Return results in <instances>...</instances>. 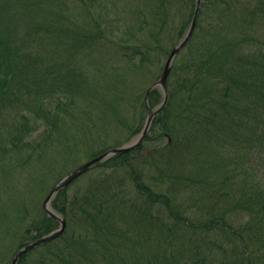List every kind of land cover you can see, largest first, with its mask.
<instances>
[{
	"label": "trees",
	"instance_id": "16d2710c",
	"mask_svg": "<svg viewBox=\"0 0 264 264\" xmlns=\"http://www.w3.org/2000/svg\"><path fill=\"white\" fill-rule=\"evenodd\" d=\"M46 1L0 0V172L3 185L15 189L7 202L0 199V264H11L1 251L12 244L9 236H18L17 251L57 228L42 205L32 213L34 196L25 193L50 184L49 193L79 166L77 142L71 143L79 131L87 132L85 145H96L91 132L111 124L128 131L126 141L92 151L87 160L140 132L149 87L137 90V75L167 57L195 6V0ZM190 5L188 23L174 35L171 17ZM91 9L100 16L97 32L73 21L75 11ZM111 11L120 17L104 25ZM262 29L264 0H201L180 53L188 52L181 82L169 90L144 143L94 166L84 174L100 171L90 183L76 188L82 175L59 191L51 206L65 219V232L18 264H264ZM91 51H100L103 69L88 80L90 65L81 61ZM131 100L138 118L127 115ZM160 101L153 89L149 106ZM148 144L154 148L142 153ZM24 167L29 170L17 179L25 174L28 181L17 187L14 175ZM153 184L166 189L155 191ZM194 212L196 222L189 218ZM131 243L133 257L122 256L118 248Z\"/></svg>",
	"mask_w": 264,
	"mask_h": 264
},
{
	"label": "rangeland",
	"instance_id": "374dc122",
	"mask_svg": "<svg viewBox=\"0 0 264 264\" xmlns=\"http://www.w3.org/2000/svg\"><path fill=\"white\" fill-rule=\"evenodd\" d=\"M44 3H45V6H48V3L46 0H42ZM185 2V1H184ZM190 11H191V5L190 7L189 6H179V8H177V10L174 12V16L171 17L170 19V24H171V27H172V32L174 33V35L176 34V31L179 29V27L182 26V24H187L188 23V20H189V14H190ZM84 13V14H83ZM83 15L80 13V11H75V14L73 13V21L74 23L80 27V28H83V29H88L90 31H94V32H97V27H96V24H100L99 23V18L97 20V18L95 17L96 14H95V9H91L87 12L83 11ZM87 14V15H86ZM108 14V13H107ZM204 16H207L206 14ZM202 15V18L200 17V19L203 21V23H206L209 19L204 17ZM120 17V15L117 13V12H114V11H111L110 13V16H104V25L105 23L108 21H113V19L115 18H118ZM98 21V22H96ZM264 30V29H262ZM173 35V36H174ZM170 42L174 43L175 42V38L172 39ZM36 49L38 50V46H36ZM187 53H182V54H179L177 56V58L175 59V68H177V70H175V73L174 75L172 74L168 80V93H169V90L172 89L173 91L177 89L178 87V84L181 82V67H182V64L187 60ZM79 56V55H78ZM78 58V57H77ZM80 58V57H79ZM101 53L100 51H95L93 53V51L89 52L88 55H85V58L84 60H80L81 62L83 63H88L90 65V68L88 69V80H90L92 77H90L91 73H96V71H94V69H100L102 70L103 67H102V62H101ZM166 60V56L165 57H162L160 60H157L155 63H152V66L149 67V69L143 73H138L139 75L138 78H139V81H137V90L139 89H142V90H146V87H150V85L156 81L161 72H162V69H163V66H164V62ZM54 74V72H53ZM140 83H143V84H140ZM138 94L137 91H135V93H133L134 96H136ZM182 96V95H181ZM181 96H176L174 99H172L170 101V103L172 102L173 105H177L178 103V97H181ZM183 97H186L185 95H183ZM134 100V99H133ZM129 108H127V115L130 116V117H134L136 116L138 118L140 114V109H139V105L136 102L134 101H129L128 104ZM89 116L91 117V119L95 120V117L93 114H89ZM145 117H146V112L143 114V120H142V124H141V127L145 121ZM84 118V117H82ZM5 120H9L7 117L5 118ZM85 120V119H84ZM84 124H86V122H84ZM90 126V123L88 124V126L86 127H89ZM85 131V130H83ZM93 131V130H92ZM108 132L109 136L107 138H105V133ZM87 132H81L79 131L78 132V135H76L72 140H71V143L75 140V142H77V145L73 146L72 148H76L77 147V152H78V156H77V162L79 163V166L86 163L87 162V159L85 158L86 156H88V154L92 151L96 152L98 150H100L101 148L105 147V146H111V145H114V143L120 141V140H123V141H126L125 139L128 138V131L125 130V129H121L119 128L118 126H115V124H111V129L109 130H106V131H102V130H95L92 133V136L94 138V141H96V145H90V142L88 143V145H85V143L89 140L87 139L84 135L86 134ZM89 133H90V130H89ZM37 136V137H36ZM34 137L35 138H38V135L37 134H34ZM135 136L131 137V139L129 141H131ZM78 138H82L81 140V143H78ZM89 138V137H88ZM128 141V142H129ZM127 143V142H126ZM147 144V143H146ZM152 148H154V144L151 145V144H148L146 146V149L142 151V153H145V151L147 150H151ZM22 161L21 163H23L25 160H26V154L23 152L22 153V156H19ZM72 160L74 159L71 158ZM20 163V162H19ZM27 167V166H26ZM24 167V168H26ZM23 168V169H24ZM29 169L26 168L24 170H20V171H16L15 175H14V182L15 184H17V187H23V185H25L26 181H28V178H25L26 175H22L21 177H19L17 179V174H21V173H26ZM147 170V169H146ZM100 171L98 170H95L94 173H88L86 175H84L82 178H80L74 185H76V188L77 186H80L81 184H86L87 181H89V183L93 180L94 175H97L99 174ZM153 171L152 170H148V172L146 174H152ZM1 172H0V199H2L3 201H5L7 198H10V195L14 194L15 193V189L12 190V189H9L5 184L3 185V181L1 180ZM150 183V182H148ZM72 186L69 190V193L72 194L74 192V187L75 186ZM90 185V184H89ZM50 187V184L47 185L44 189H36V190H33L32 192H26L25 194L30 197V194L31 193V196H34L33 198H31L28 206L30 205V207H33V209L31 210L32 213L36 214L38 213L39 211V208L41 207L42 205V202L45 198V196L47 195L48 193V188ZM153 188V190L155 191H160V190H163L165 191V186L163 185H159V184H153L151 186ZM1 194H3L1 196ZM24 194L21 193L20 196H23ZM177 199H181L180 197L177 198ZM8 200V199H7ZM6 200V202H7ZM3 201H0V205L3 203ZM183 203V201L181 202V204ZM200 215H198L196 212H194L193 214L190 215V220H192L193 222H196L198 217ZM14 222V220H13ZM15 225H13V230L15 229L14 227ZM138 229V227H137ZM18 231V230H17ZM218 238H220V235L219 234H216ZM10 237V240H12V244L11 245H8L9 242L6 241L5 242V246H4V249H2V254L4 256V258L7 259V257L9 258V260L12 259V256L14 254V252L16 251V244H17V240L18 239V236L16 235H12V236H9ZM222 237V236H221ZM152 240H153V236L150 237ZM139 242H143V241H139ZM30 243V242H28ZM185 244H187V242H184ZM146 246H150L151 245H146ZM140 247V246H138ZM143 247V246H142ZM150 247H147L146 249L148 251L151 252V248ZM131 248V249H130ZM137 247L133 246V244L131 243L127 249L123 248V246L121 245L119 248H118V251L121 252L122 256L125 255V256H132L135 254L136 251H131V250H136ZM141 251V248L139 249V252ZM146 264H156L154 261H150V262H147ZM159 264H164V261L160 262Z\"/></svg>",
	"mask_w": 264,
	"mask_h": 264
},
{
	"label": "water",
	"instance_id": "95a60500",
	"mask_svg": "<svg viewBox=\"0 0 264 264\" xmlns=\"http://www.w3.org/2000/svg\"><path fill=\"white\" fill-rule=\"evenodd\" d=\"M200 8H201V0H195L194 13H193V16H192V19H191V22L188 28L186 29L185 33L183 34L179 42L169 52L165 60L164 66H163L162 73L159 76L158 80L146 92V96L144 100V104L146 108V119H145L143 128L140 131V133L136 137H134L130 142L123 144L121 146L112 148L106 151L105 153H103L102 155L94 159H91L87 161L86 163L80 165L78 168H76L75 170L71 171L70 173L62 177L53 186V188L48 193V195L46 196V198L44 199L42 203V209L49 218L55 220L59 224L58 228L54 229L48 234L43 235L37 238L36 240L28 243L27 245L21 247L20 249H18L12 258L11 264H18L19 259L23 255L27 254L28 252L34 250L35 248H38L39 246L45 243L51 242L59 238L65 232V229H66L65 219L60 214H58L51 206L52 200L55 198L56 194L59 191L66 188L75 179L80 177L85 172L89 171L92 167L96 166L97 164L102 163L119 153L135 150L142 145V143L144 142L145 138L147 137L149 133L153 119L158 113H160L166 107L168 103L169 94H168L167 82H168V78L172 70L174 60L176 56L185 48V46L188 44L189 40L191 39L196 23H197ZM154 88H159L162 94V100L160 104H158L156 107L150 108L148 105V97H149L151 90Z\"/></svg>",
	"mask_w": 264,
	"mask_h": 264
}]
</instances>
